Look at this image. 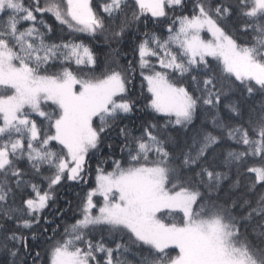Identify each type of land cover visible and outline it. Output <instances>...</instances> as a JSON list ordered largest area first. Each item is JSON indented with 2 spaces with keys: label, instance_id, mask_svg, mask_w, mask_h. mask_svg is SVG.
<instances>
[{
  "label": "snow or ice",
  "instance_id": "snow-or-ice-1",
  "mask_svg": "<svg viewBox=\"0 0 264 264\" xmlns=\"http://www.w3.org/2000/svg\"><path fill=\"white\" fill-rule=\"evenodd\" d=\"M0 264H264V0H0Z\"/></svg>",
  "mask_w": 264,
  "mask_h": 264
},
{
  "label": "trees",
  "instance_id": "trees-1",
  "mask_svg": "<svg viewBox=\"0 0 264 264\" xmlns=\"http://www.w3.org/2000/svg\"><path fill=\"white\" fill-rule=\"evenodd\" d=\"M101 0H93V4L94 6H99ZM59 34V32H58ZM136 119V122H137V126L139 124V119L138 118H135ZM95 165H93L94 167ZM60 197H61V203L63 204L64 203V200L65 199H72V200H75V191L72 190V189H61L60 193H59Z\"/></svg>",
  "mask_w": 264,
  "mask_h": 264
}]
</instances>
